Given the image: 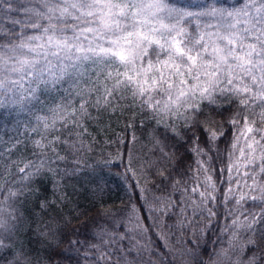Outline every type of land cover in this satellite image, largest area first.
Here are the masks:
<instances>
[{"label":"snow or ice","instance_id":"6c2138e0","mask_svg":"<svg viewBox=\"0 0 264 264\" xmlns=\"http://www.w3.org/2000/svg\"><path fill=\"white\" fill-rule=\"evenodd\" d=\"M192 7L197 10L179 0H0V109L31 117L23 141L31 145L30 158L0 166V251L10 247L6 241L23 219L17 204L28 185L60 171L52 165L68 156L58 149L70 155L84 146L89 109H114L116 101L131 99L172 134L171 147L187 144L192 154L180 226L196 223L189 210L205 223L188 243L211 231L221 215L213 205H223L227 222L219 233L228 239L218 235L217 243L227 246L214 253L213 264L264 261V0H203ZM64 84L69 87L57 100L52 94ZM167 139L156 145L170 161L175 153L166 151ZM21 143L0 136V160ZM172 206L168 200L152 210ZM137 227L145 236L147 228ZM96 235L100 243L84 253L95 264H154L142 259L154 251L150 243L105 229ZM82 243L68 240L71 248ZM246 250L252 255L244 259Z\"/></svg>","mask_w":264,"mask_h":264},{"label":"trees","instance_id":"16d2710c","mask_svg":"<svg viewBox=\"0 0 264 264\" xmlns=\"http://www.w3.org/2000/svg\"><path fill=\"white\" fill-rule=\"evenodd\" d=\"M202 2L179 0L181 5L189 6L193 11L197 9L192 6ZM234 2L228 0V4ZM68 87L64 84L52 95L59 100L63 89ZM89 111L92 118L84 121L87 129L82 137L84 146L70 155L63 147L58 149L60 155L68 156L66 162L52 165L60 171L54 174L46 172L34 178L28 185V195L18 202L23 219L6 241L10 247L0 251V264H14L20 255V264H95L91 255L86 258L84 253L91 251L89 245L100 243L96 234L105 229L109 233L131 236L135 223L147 228L144 243H150L154 249L153 252H145L147 256L143 254V261L147 262L150 257L154 264H213L217 260L214 253L227 246L226 243H217L218 235L221 241L228 239L227 235L219 233L227 222V209L223 205L218 208L213 205L221 214L220 218L214 222L211 231L205 229L202 239L195 244L188 243L195 240L192 230L204 227L205 217H193L189 210L188 219L196 223L187 228L180 226L183 220L180 209L184 207L181 190L192 183L190 165L193 164V157L185 151L187 144L179 148L171 147L172 134L156 125L131 99L116 101L114 109L90 108ZM208 112L209 109H205L206 115ZM212 116L217 121L223 120L215 113ZM30 119L27 113L0 109V136L5 141L16 138L22 142L10 157L6 155L4 160H0V166L9 160L25 156L30 158L31 145L25 147L23 143L24 125ZM224 127L227 130L228 126ZM165 137H168L166 151L175 153L170 161L162 159L156 145L157 139L164 140ZM230 137L231 133L225 139ZM225 146L223 141L219 142L221 150ZM12 171H15L14 167ZM161 171L163 176L159 174ZM177 181L180 184L177 185ZM224 187L226 185H221V190ZM168 200L173 202L172 207L152 210L163 208ZM252 204L249 201L245 207ZM161 235L165 239L162 240ZM167 237L192 249L185 261L179 260L184 255L171 252ZM69 239L83 243L71 248ZM122 243L124 247L129 246L127 239ZM184 250L181 252L184 253ZM252 251L246 250L244 259L251 256Z\"/></svg>","mask_w":264,"mask_h":264},{"label":"rangeland","instance_id":"374dc122","mask_svg":"<svg viewBox=\"0 0 264 264\" xmlns=\"http://www.w3.org/2000/svg\"><path fill=\"white\" fill-rule=\"evenodd\" d=\"M140 224V223H135L134 226H133V234L131 236H135L137 240H141L142 243H144V237H141L140 235V232H139V228L137 227V225ZM169 237V236H168ZM168 237H167V245L171 248V252L173 254H177V252H181L182 250H184L185 246L183 244L180 245V243H177L176 240H168ZM127 246H128V243H127ZM144 255H148L147 253H144ZM184 256H181V259H179L181 262L185 261L186 260V257L188 255L187 252L184 251ZM185 259V260H184Z\"/></svg>","mask_w":264,"mask_h":264}]
</instances>
